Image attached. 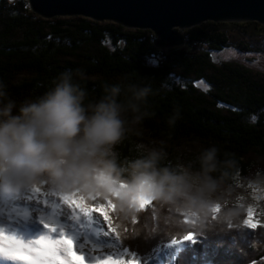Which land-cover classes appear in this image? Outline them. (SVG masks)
I'll use <instances>...</instances> for the list:
<instances>
[{
    "label": "trees",
    "instance_id": "obj_1",
    "mask_svg": "<svg viewBox=\"0 0 264 264\" xmlns=\"http://www.w3.org/2000/svg\"><path fill=\"white\" fill-rule=\"evenodd\" d=\"M230 26L247 35L264 34V24L258 21H207L183 32L185 46L161 50L151 30L84 16L46 19L33 12L29 0H0V79L17 100L41 94L66 70L86 74L84 86L91 99L103 94V83L122 76L150 82L160 91L150 98L156 115L145 121V142L167 140L172 162L194 159L201 148L214 144L222 158L224 153L234 155L248 175L264 167V73L239 62L213 60L212 51L235 43ZM235 46L254 50L246 39ZM194 81H205L209 88ZM174 109L181 118L169 128L167 119ZM136 141L131 137L119 145L121 155L134 156ZM258 218L264 223V209ZM123 229L117 238L121 251L130 249L143 257L188 232L159 226ZM191 231L195 240L178 251L173 264H264V245L253 247V240L264 241V226Z\"/></svg>",
    "mask_w": 264,
    "mask_h": 264
},
{
    "label": "clouds",
    "instance_id": "obj_2",
    "mask_svg": "<svg viewBox=\"0 0 264 264\" xmlns=\"http://www.w3.org/2000/svg\"><path fill=\"white\" fill-rule=\"evenodd\" d=\"M264 73V65L256 68ZM83 72L62 71L41 94L12 98L0 79V194L35 189L112 200L117 225L197 232L243 225L248 208L264 209V167L245 175L216 145L172 162L165 139L145 136L159 89L122 76L91 99ZM181 118L168 116L169 128ZM136 137L134 156L118 146ZM151 201L145 208L144 203ZM264 241L253 240V247Z\"/></svg>",
    "mask_w": 264,
    "mask_h": 264
},
{
    "label": "water",
    "instance_id": "obj_3",
    "mask_svg": "<svg viewBox=\"0 0 264 264\" xmlns=\"http://www.w3.org/2000/svg\"><path fill=\"white\" fill-rule=\"evenodd\" d=\"M46 19L84 16L151 30L157 48L186 45L183 30L207 21H258L264 24V0H29Z\"/></svg>",
    "mask_w": 264,
    "mask_h": 264
},
{
    "label": "rangeland",
    "instance_id": "obj_4",
    "mask_svg": "<svg viewBox=\"0 0 264 264\" xmlns=\"http://www.w3.org/2000/svg\"><path fill=\"white\" fill-rule=\"evenodd\" d=\"M17 1V0H12ZM229 32L233 37L234 44L228 48H225L221 51H212V58L214 61L218 63L222 62H239L242 64H246L253 68H257L261 65H264V34L253 36L251 34H243L236 27L230 26ZM185 30H183L184 32ZM246 39L248 43L254 46L253 51H242L238 49L235 45L240 40ZM258 41L260 43H258ZM261 44V46L259 45ZM178 82L181 83L180 79H177ZM194 83L203 89L209 88V85L205 81H194ZM24 206L32 207L34 210L44 211L47 216L55 215L56 213L60 216L59 223L55 226L59 229V224H64L71 227V232L74 236L78 237L81 243V248L84 253L89 254L86 255L89 260H93V256H99L101 258L102 264H113V261L105 259V257L113 255V254H125L132 256L134 255L141 264H173V260L175 255L178 254V251L190 244L195 240H183L182 242L172 245L169 244H160L154 250L144 257L141 255V252L134 251L132 252L130 249H125L121 251L119 246L117 245V237L115 234L108 233L106 225L104 224L102 218L99 215L92 214L91 216H85L83 214H75L73 211L68 208L67 205L59 202V196L51 193L48 195L47 193L35 194L29 191H23L21 193L4 196L0 194V210L5 212L4 215H0V229L3 226V219L9 220L11 217V213L18 209H23ZM256 212V216L260 214V211L263 210L259 207L254 208ZM56 212V213H55ZM39 213V212H37ZM33 223L37 220L38 225H42L40 221L42 220L39 216L33 217ZM39 218V219H38ZM259 219V218H258ZM28 220V219H27ZM43 223H47V220H42ZM2 225V226H1ZM43 230H46L44 225L42 226ZM4 230V229H3ZM68 230V229H67ZM163 230V228H162ZM167 230V229H166ZM59 232V231H58ZM57 233H53V235H58ZM161 232V231H160ZM16 233V232H15ZM29 233H16L15 235L19 236L24 240H32L35 238H31L28 236ZM60 234V232H59ZM163 233L158 237L160 238ZM156 235L155 237H157ZM76 249L79 248V243L77 240ZM73 243L69 244V247H72ZM75 248H73L74 250ZM73 250L70 252L73 253ZM75 251V250H74ZM130 258V257H127ZM92 264H96L93 260Z\"/></svg>",
    "mask_w": 264,
    "mask_h": 264
},
{
    "label": "snow or ice",
    "instance_id": "obj_5",
    "mask_svg": "<svg viewBox=\"0 0 264 264\" xmlns=\"http://www.w3.org/2000/svg\"><path fill=\"white\" fill-rule=\"evenodd\" d=\"M33 193L42 194V191L37 188ZM55 195L59 196V202L67 205L77 215H99L106 225L107 232L115 234L117 238L121 237V228L113 221L112 214L115 210V205L112 200L104 199L101 202L98 197H86L78 192ZM150 204L151 201H146L144 207L147 208ZM243 225L255 230L264 226V223L257 218L255 209L250 206L243 219ZM44 227L47 229V233L32 240H24L13 233L0 229V256L14 261H22L23 264H72L70 252L73 248H76L75 241L54 224L45 223ZM58 231L60 234L54 236L53 233ZM123 232L126 233L127 229H123ZM195 235L194 232L188 231L180 239L173 238L170 243L176 245L182 240H194ZM68 241L73 242L72 247H69ZM126 252L127 250H125ZM125 253L113 254L105 257V259L113 261V264H141L134 255L129 256ZM78 254L86 255L80 249ZM92 259L96 264H102L99 256H93Z\"/></svg>",
    "mask_w": 264,
    "mask_h": 264
},
{
    "label": "bare ground",
    "instance_id": "obj_6",
    "mask_svg": "<svg viewBox=\"0 0 264 264\" xmlns=\"http://www.w3.org/2000/svg\"><path fill=\"white\" fill-rule=\"evenodd\" d=\"M6 211H2L0 210V215H4ZM39 212V213H37ZM56 213V212H55ZM39 216V218H41L42 220L46 221L49 224H58L60 221V216L56 213L55 215H48L45 214L44 211H38V210H34L32 207H28V206H24L23 209H18L13 213H11V218L9 220H4L3 219V226L1 227V229H4V231L9 232V233H13V234H20L23 233L25 231V233H29L28 236L30 237V239L33 238H38L41 235H44L47 233V229L43 230L42 226L45 224L43 223V221L41 220L40 223L42 225H38L37 220L35 221V223H33V217L34 216ZM38 218V219H39ZM28 219V220H27ZM68 229V230H67ZM59 230L63 231L64 234H66L67 236L71 237L73 240L75 238V240L78 241L79 243V248L81 251H83V249L81 248V243L79 240V236L76 237L73 235V233L71 232V227L64 225V224H59ZM16 232V233H15ZM59 235V232H58ZM35 238V239H36ZM73 243L72 241H68V244ZM76 244V242H75ZM75 250V251H74ZM73 250V253L70 254L71 257V261L72 264H92L93 260H89L87 258L86 255L89 256V254L86 255H79L78 254V250L75 248ZM84 252V251H83ZM0 264H23L22 261H14L12 259L0 256Z\"/></svg>",
    "mask_w": 264,
    "mask_h": 264
}]
</instances>
